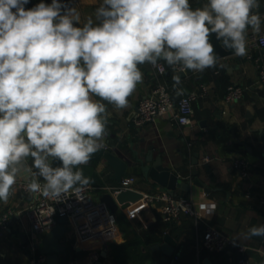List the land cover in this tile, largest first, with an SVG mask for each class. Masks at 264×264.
<instances>
[{"label":"clouds","instance_id":"obj_1","mask_svg":"<svg viewBox=\"0 0 264 264\" xmlns=\"http://www.w3.org/2000/svg\"><path fill=\"white\" fill-rule=\"evenodd\" d=\"M0 0V201L21 173L30 193L60 198L90 185L79 165L103 145V103L127 107L142 80L138 65L163 59L181 71L203 72L218 55L209 36L246 55L247 28L260 32L258 0H103L98 24L80 23L75 7L43 0ZM14 10V11H13ZM32 158L31 166L24 162ZM58 159L61 166L50 161ZM35 169V171H34ZM43 179V185L40 183ZM264 236V225L242 234Z\"/></svg>","mask_w":264,"mask_h":264},{"label":"crops","instance_id":"obj_2","mask_svg":"<svg viewBox=\"0 0 264 264\" xmlns=\"http://www.w3.org/2000/svg\"><path fill=\"white\" fill-rule=\"evenodd\" d=\"M40 2L29 0L25 8L31 9ZM43 2L50 4L52 0ZM61 2L79 11L80 23L77 26L82 27L89 18L94 24L99 23L96 9L103 0ZM207 3L208 0H189L194 10ZM258 4L259 8L253 9V12L259 14L260 26L264 27V0H258ZM252 30L251 26L246 30L245 56L231 54L218 57L216 65L203 72L181 71L172 68L163 59L168 67L164 74L156 73L150 63L138 65L142 80L127 98V107L123 109L93 96L95 101L106 106L108 114L103 145L127 162L126 173L120 181L117 180L114 178L115 170L103 158L74 168V171L81 170L85 177L90 178V184L96 187L95 197L99 200L106 193L113 194L109 188L130 176L135 178L132 184L134 190L142 194L153 193L164 187L144 174V166L149 163L147 156L151 152L153 160L161 156L163 163L189 184L187 188H177L173 194L188 196L197 203L206 201L214 206L212 211L204 210L198 220L182 216L179 222L169 224L162 218L161 201L146 207L134 218L126 215L125 208L130 202L126 203L116 212L119 216L117 241L105 245L101 240H93L79 246L65 235L62 241L67 249L60 254L59 264H67L71 257L78 258L75 252L78 247L87 252L81 257L83 260L89 259L91 252L99 254L98 259L90 264H168L176 254L180 255L182 264H204L207 258L210 264H237L239 254L234 244L220 253H209L198 247L207 225L222 230L237 243L259 248L248 250L246 255L252 264H264V241L257 236L245 239L242 235L252 227L264 225V204L260 201L264 197V154L259 139L260 130L264 131V83L258 80L254 62V57L264 58V50L248 45ZM209 42L212 43L211 35ZM158 82L168 87L175 101L192 91H201L203 86L207 90L194 101L190 124L181 125L161 114L154 122L137 131L133 116L138 102ZM230 83L246 88L244 97L234 103L225 100ZM195 153L199 155L198 175L192 172ZM206 156L210 158L207 162L203 160ZM236 157L248 160L249 176L241 177L233 169L232 162ZM24 163L31 166L32 158L27 157ZM204 163L209 165V170ZM26 176L27 173L22 172L18 180L26 181ZM196 179L204 186L195 184ZM40 182L44 183L42 178ZM13 189L7 203L0 201V214L10 211L7 230H0V264H31L29 256L41 253L35 245L38 242L37 233L33 232L26 212L33 195L16 184ZM165 234H170L177 242L168 262L163 261L164 253L157 247L163 243ZM128 243L129 252L125 250Z\"/></svg>","mask_w":264,"mask_h":264},{"label":"built area","instance_id":"obj_3","mask_svg":"<svg viewBox=\"0 0 264 264\" xmlns=\"http://www.w3.org/2000/svg\"><path fill=\"white\" fill-rule=\"evenodd\" d=\"M248 45H256L264 50V27L260 26L259 33L251 31ZM248 55L251 57L250 54ZM254 62L257 68L258 80L264 83V58L261 56L254 57ZM171 67L180 70L179 66ZM154 69L156 73L164 74L167 71V65L162 60H158ZM206 90V86H203L201 91H192L182 95L175 101L164 83H156L150 89V92L138 102L133 116L135 130L139 131L145 124L154 122L161 114L167 115L171 120L181 125L190 124L194 114L193 103ZM245 90L246 88L240 84H228L225 96L226 102L234 103L241 100L244 97ZM203 160L207 162L210 158L206 156ZM232 164L233 169L239 176H249L250 164L244 157L234 158ZM134 181V177H125L119 185L109 189L116 195L123 190L133 189L132 184ZM28 182V180H17L16 185L29 192L26 187ZM95 189L96 187L90 184L80 192L73 194L70 191L66 196L59 199L52 196L45 197L40 193H32L33 199L26 207V212L33 232L37 234L49 232L58 225L60 217L66 216L68 220L66 236L72 239L75 245L83 246L93 240H101L105 245L108 242L117 241L119 239L117 213L112 212L106 202L95 197ZM158 201L162 202L160 208L162 218L169 224L179 222L182 216H192L197 220L201 219L204 210L212 211L214 207L206 201L197 203L188 196H177L168 189L163 188L153 193H143L139 200L129 203L125 208L126 215L129 218H134L146 207ZM260 201L264 204V197H261ZM9 218L10 211L0 214L1 231L7 230ZM233 244L239 254L237 264H252L246 253L250 249L259 250V248L237 243L225 232L212 225H207L199 240L198 247L209 253H220ZM98 256L97 252H91L87 260L71 257L67 260V264H90L97 260ZM29 261L31 264H46L47 255L44 253L31 255ZM168 264H182L180 255L176 254Z\"/></svg>","mask_w":264,"mask_h":264},{"label":"water","instance_id":"obj_4","mask_svg":"<svg viewBox=\"0 0 264 264\" xmlns=\"http://www.w3.org/2000/svg\"><path fill=\"white\" fill-rule=\"evenodd\" d=\"M211 41L214 46V50L218 57L228 56L233 54L231 50L226 51L219 41L216 40L215 34L211 35ZM259 139L263 146V154H264V131L260 130ZM105 159L109 165L113 167L115 170L114 178L117 180H121V178L125 175L127 169V162L115 155L103 146L98 152L92 155L90 161ZM148 164L144 166V174L149 176L153 181L157 182L164 188L168 189L171 193L177 188L183 187L187 188L188 183L184 182L183 178L179 176L178 173L173 171L169 165L163 163L162 157H158L156 160H153L152 153L150 152L147 156ZM50 161L54 167L61 166V162L58 159L50 158ZM193 169L192 172L194 175L199 174V155L197 153L194 154L192 158ZM206 169H210L207 163L203 164ZM195 184L199 186H204L203 182L199 179L194 181ZM143 194L134 189L123 190L115 196L112 193H106L103 195L102 201L106 202L112 212H117L121 205L126 203L136 202L139 200ZM58 225L49 232H41L37 234L38 242L35 244L41 253L47 255V264H59L60 254L66 252V245L63 243L62 239L68 232V220L66 216H62L58 220ZM259 240L264 241V236H257ZM177 242L170 235L165 234L164 241L162 244H158L157 247L161 249L164 253L163 261L168 262L169 257L174 253ZM76 256L78 258L84 257L87 255L86 251H83L80 247L75 248ZM104 254L106 252H103ZM204 264H210L209 259H205Z\"/></svg>","mask_w":264,"mask_h":264},{"label":"trees","instance_id":"obj_5","mask_svg":"<svg viewBox=\"0 0 264 264\" xmlns=\"http://www.w3.org/2000/svg\"><path fill=\"white\" fill-rule=\"evenodd\" d=\"M167 69H168V67H167ZM134 243H135V242H134ZM128 246H129V243H128V245H127V244L125 245V247H127V248L125 249L127 252L131 251L130 249H128Z\"/></svg>","mask_w":264,"mask_h":264},{"label":"rangeland","instance_id":"obj_6","mask_svg":"<svg viewBox=\"0 0 264 264\" xmlns=\"http://www.w3.org/2000/svg\"><path fill=\"white\" fill-rule=\"evenodd\" d=\"M117 218H118V222H119V216H118V214H117Z\"/></svg>","mask_w":264,"mask_h":264}]
</instances>
